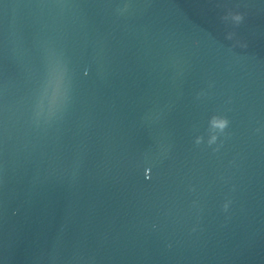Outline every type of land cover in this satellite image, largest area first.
<instances>
[{
  "label": "water",
  "instance_id": "95a60500",
  "mask_svg": "<svg viewBox=\"0 0 264 264\" xmlns=\"http://www.w3.org/2000/svg\"><path fill=\"white\" fill-rule=\"evenodd\" d=\"M0 264H264V0H0Z\"/></svg>",
  "mask_w": 264,
  "mask_h": 264
},
{
  "label": "clouds",
  "instance_id": "9594fccd",
  "mask_svg": "<svg viewBox=\"0 0 264 264\" xmlns=\"http://www.w3.org/2000/svg\"><path fill=\"white\" fill-rule=\"evenodd\" d=\"M237 19L239 20L240 17H237ZM214 124L215 126L220 127L222 129L226 126V121H214Z\"/></svg>",
  "mask_w": 264,
  "mask_h": 264
}]
</instances>
